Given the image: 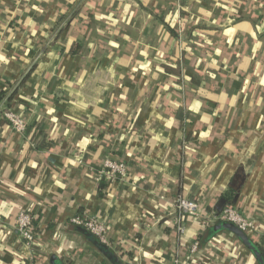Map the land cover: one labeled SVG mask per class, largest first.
<instances>
[{"label":"crops","instance_id":"crops-1","mask_svg":"<svg viewBox=\"0 0 264 264\" xmlns=\"http://www.w3.org/2000/svg\"><path fill=\"white\" fill-rule=\"evenodd\" d=\"M0 85V264H261L226 228L190 245L230 206L264 252V0H0ZM107 158L127 173L100 187Z\"/></svg>","mask_w":264,"mask_h":264},{"label":"built area","instance_id":"built-area-1","mask_svg":"<svg viewBox=\"0 0 264 264\" xmlns=\"http://www.w3.org/2000/svg\"><path fill=\"white\" fill-rule=\"evenodd\" d=\"M2 117L9 123V125L17 132H23L26 129V119L21 113L6 108L2 111ZM127 169L126 164L122 161L114 159H105L102 168L97 174V180L103 181L104 179L121 180L126 177ZM174 206L178 213V220L183 218L198 219L203 216V210L199 203L195 200L188 199L183 196H177L174 200ZM72 222L90 232L101 243H107L105 238L106 224L93 216L77 215L71 218ZM213 220H221L229 222L237 226L244 232L251 230L254 226L250 220L234 207L226 206L217 215L213 216ZM15 229L18 231L19 236L27 247H31L35 243L36 234L32 230V217L25 211H19L15 218ZM177 230L181 232L183 225H177ZM198 248V241L194 240L190 245V253L193 254ZM176 264L178 261L175 260Z\"/></svg>","mask_w":264,"mask_h":264},{"label":"trees","instance_id":"trees-1","mask_svg":"<svg viewBox=\"0 0 264 264\" xmlns=\"http://www.w3.org/2000/svg\"><path fill=\"white\" fill-rule=\"evenodd\" d=\"M170 32H171V34H174L173 33L174 32V29H171L170 28ZM76 50H77V45L74 44L73 47L70 48V50L68 51V53L70 55H72V54H74V52H76ZM167 59L170 60V61H173V62H178V59H176V57L171 56V55H169V57H167ZM165 70L167 72L176 71V66L175 67H171V66L166 65L165 66ZM26 78H27V75H25L22 78V80L18 83V86L21 85L26 80ZM15 91H16V88L12 92L7 93V90L5 89V87H3V86L0 85V101H2L3 99H5L6 101L11 100V98L13 97ZM102 186H104V181H101V183H100V187H102ZM233 192H234L233 189H228L226 192H224L222 194V199L225 202H228V200L232 197ZM216 222L217 223L215 225L222 224L225 221L217 220ZM215 225L214 226H208V225H206L204 227L203 232L200 233L198 235V237H197V240H198V244L199 245H202L203 243H205L207 241V239L210 238L213 235V231H214ZM220 228H222V227H220ZM32 230L34 231L33 221H32ZM249 243H250L251 248H252V253L255 255V252H256L259 255V260L258 261L261 264H264V252H263V250L260 247H258L255 243H251L250 240H249Z\"/></svg>","mask_w":264,"mask_h":264},{"label":"water","instance_id":"water-1","mask_svg":"<svg viewBox=\"0 0 264 264\" xmlns=\"http://www.w3.org/2000/svg\"><path fill=\"white\" fill-rule=\"evenodd\" d=\"M226 228L232 232H234L241 240L242 242L249 247L250 250H252L251 245L248 241V237L244 231L239 229L237 226H235L232 223L224 222L222 224L215 225L214 229L218 228ZM81 230L89 237L90 240H92L94 243L98 244L99 246H104L96 237H94L90 232H88L86 229L81 228ZM255 257L259 260V255L255 252Z\"/></svg>","mask_w":264,"mask_h":264}]
</instances>
